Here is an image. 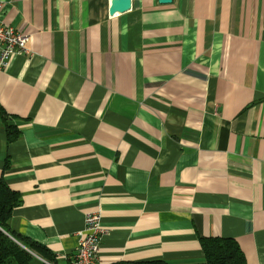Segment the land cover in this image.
<instances>
[{
  "label": "crops",
  "instance_id": "obj_1",
  "mask_svg": "<svg viewBox=\"0 0 264 264\" xmlns=\"http://www.w3.org/2000/svg\"><path fill=\"white\" fill-rule=\"evenodd\" d=\"M0 3L29 36L0 68L14 232L71 264L96 212L102 264L201 262L210 236L264 264V0Z\"/></svg>",
  "mask_w": 264,
  "mask_h": 264
},
{
  "label": "trees",
  "instance_id": "obj_2",
  "mask_svg": "<svg viewBox=\"0 0 264 264\" xmlns=\"http://www.w3.org/2000/svg\"><path fill=\"white\" fill-rule=\"evenodd\" d=\"M8 141H14L20 135V130L14 126L6 127ZM21 195L11 189L3 175L0 176V264H59L56 256L43 244L30 240L10 227L13 210L20 205ZM9 233L25 247L36 253L43 260L33 256L31 252L14 241ZM201 247L204 259L201 262L182 264H248L246 256L239 243L230 237H201ZM113 264H170L163 259H151L130 263Z\"/></svg>",
  "mask_w": 264,
  "mask_h": 264
},
{
  "label": "built area",
  "instance_id": "obj_3",
  "mask_svg": "<svg viewBox=\"0 0 264 264\" xmlns=\"http://www.w3.org/2000/svg\"><path fill=\"white\" fill-rule=\"evenodd\" d=\"M28 41L27 34L16 30L0 18V68L7 66L12 55L28 53ZM104 232L100 214L96 212L87 214L84 228L79 232V241L71 264H102L100 245Z\"/></svg>",
  "mask_w": 264,
  "mask_h": 264
},
{
  "label": "water",
  "instance_id": "obj_4",
  "mask_svg": "<svg viewBox=\"0 0 264 264\" xmlns=\"http://www.w3.org/2000/svg\"><path fill=\"white\" fill-rule=\"evenodd\" d=\"M161 3H170L172 0H159ZM132 6V0H111L110 7H109V14L114 15L116 13H121L129 10ZM14 241H16L18 244L23 246L25 249H27L29 252L32 254L36 255L33 253L31 250H29L27 247H25L21 242H19L17 239H15L12 235L7 233ZM38 257V255H36ZM40 258V257H39Z\"/></svg>",
  "mask_w": 264,
  "mask_h": 264
},
{
  "label": "rangeland",
  "instance_id": "obj_5",
  "mask_svg": "<svg viewBox=\"0 0 264 264\" xmlns=\"http://www.w3.org/2000/svg\"><path fill=\"white\" fill-rule=\"evenodd\" d=\"M33 253H34V252H33ZM35 254H36V253H35ZM36 255H37V254H36ZM36 255L33 254V256H35L36 258H39V256L37 257ZM39 259L43 260L42 258H39Z\"/></svg>",
  "mask_w": 264,
  "mask_h": 264
}]
</instances>
